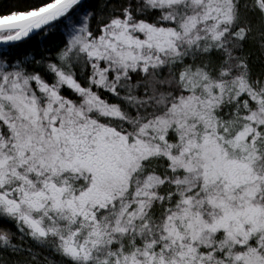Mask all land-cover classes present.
<instances>
[{
	"label": "snow or ice",
	"instance_id": "1",
	"mask_svg": "<svg viewBox=\"0 0 264 264\" xmlns=\"http://www.w3.org/2000/svg\"><path fill=\"white\" fill-rule=\"evenodd\" d=\"M0 264H264V0H0Z\"/></svg>",
	"mask_w": 264,
	"mask_h": 264
},
{
	"label": "trees",
	"instance_id": "2",
	"mask_svg": "<svg viewBox=\"0 0 264 264\" xmlns=\"http://www.w3.org/2000/svg\"><path fill=\"white\" fill-rule=\"evenodd\" d=\"M14 2H15V0H14Z\"/></svg>",
	"mask_w": 264,
	"mask_h": 264
}]
</instances>
